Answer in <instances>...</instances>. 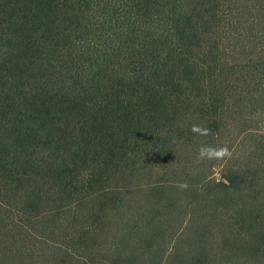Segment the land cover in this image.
Segmentation results:
<instances>
[{
  "label": "trees",
  "instance_id": "obj_1",
  "mask_svg": "<svg viewBox=\"0 0 264 264\" xmlns=\"http://www.w3.org/2000/svg\"><path fill=\"white\" fill-rule=\"evenodd\" d=\"M262 1L0 0V224L26 229L11 214L15 197L72 198L59 225H71V247H58L70 264H264V139L253 148L259 166L245 172L228 160L218 175L213 164L197 172L171 156L182 152L171 122L191 103L218 111L211 134L226 128L210 87L222 67L185 41L211 38L225 8L235 20L241 4L260 13ZM150 155L162 164L148 168ZM109 180L119 184L99 187Z\"/></svg>",
  "mask_w": 264,
  "mask_h": 264
},
{
  "label": "rangeland",
  "instance_id": "obj_2",
  "mask_svg": "<svg viewBox=\"0 0 264 264\" xmlns=\"http://www.w3.org/2000/svg\"><path fill=\"white\" fill-rule=\"evenodd\" d=\"M260 5L261 10L259 13V9L248 7V4L245 6L241 4L244 8L242 16L229 21L228 19L224 20V13H230L232 10L235 13L236 10L225 8L223 16L220 15L218 22L211 27V38L206 40L195 39L191 46L190 41H185L188 50H191L190 53L187 50L190 55L196 57L199 61L210 62L214 68L218 64L222 67L219 70L221 74L216 75L210 84V87L214 89L212 99L214 101L219 99L218 102L226 116V128L224 130L220 129V139L213 132L212 134L209 132L213 122L212 119L218 115V111L214 112L211 104L191 103L186 106L188 109L186 114H181L180 118L174 122L170 121L171 126H174L172 135H174L175 141H178V147L182 150V152L174 151L171 156L177 158L178 154L182 155L181 163L188 166L196 165L197 172L208 164H213L215 174L218 175L220 169L218 165L226 160L232 167L240 166L242 172L259 166V151L256 150L255 152L253 148L258 146L260 140L264 139V92L261 96L256 95L258 91L261 93L264 87V0L259 4V7ZM218 33L227 34L221 37ZM217 43L226 44L225 51L203 52L199 50L200 47L204 48L207 44L210 47H215ZM225 63L226 66H224ZM224 87L227 88L225 93H223ZM201 89L202 86L198 89V93L204 96L205 93L200 92ZM218 90L224 95H219ZM194 125L200 129L199 132L193 131ZM217 129L219 130V128ZM202 146L215 149L226 147L229 154L222 158L204 157L201 159L198 153ZM150 156L145 157L142 161L148 168L152 166V163L162 164V160ZM134 163L136 167L141 164L140 162L139 164ZM254 168L253 174L249 177L256 180V173H259V171L256 172ZM197 172L196 177H198ZM159 176L150 173L145 176V179L155 180ZM116 184H119L117 180H109L101 183L99 187L115 186ZM252 187L250 188L253 190ZM78 190H82L80 184H78ZM37 192H39V188H37ZM17 199L18 197H15L13 203H11L14 207L11 214L15 218L14 221L21 222L26 229L20 230L19 227H16L13 221L10 220L11 217H8L6 222H1L0 263L2 264L5 261L6 264H70V258L58 247L59 243L66 242L64 238L66 229L69 231H73V229L68 224L63 228L59 225L60 220L71 211L70 209L75 211V208L71 206L73 199L56 200V198L52 199L50 195L45 197L40 195L36 201L31 203L25 201L28 205L25 202L17 201ZM217 203L221 206L224 204L223 200L219 198ZM226 207L228 210L225 213L231 218L227 224L231 229L236 228L232 227L236 225V221L232 219V215L234 216L237 212L236 205L229 204ZM24 211L27 212L26 216L31 217V221H28L29 218H24ZM81 221H84V219ZM30 231L36 232L35 237L29 233ZM13 238L18 241L22 254L17 255L13 246L8 249L9 254L7 253L6 247L10 246L11 241H15ZM183 242H180V244ZM66 245L71 247L68 242H66Z\"/></svg>",
  "mask_w": 264,
  "mask_h": 264
},
{
  "label": "clouds",
  "instance_id": "obj_3",
  "mask_svg": "<svg viewBox=\"0 0 264 264\" xmlns=\"http://www.w3.org/2000/svg\"><path fill=\"white\" fill-rule=\"evenodd\" d=\"M193 131L194 132H199L200 129L197 126H193ZM228 149L226 147L220 148V149H215V148H209L206 146H202L199 150L198 156L199 158H204V157H217V158H222L225 155H228Z\"/></svg>",
  "mask_w": 264,
  "mask_h": 264
}]
</instances>
